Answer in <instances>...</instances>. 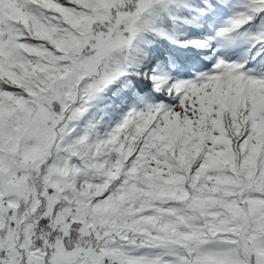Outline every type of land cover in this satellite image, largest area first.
Returning <instances> with one entry per match:
<instances>
[{"label":"snow or ice","instance_id":"snow-or-ice-1","mask_svg":"<svg viewBox=\"0 0 264 264\" xmlns=\"http://www.w3.org/2000/svg\"><path fill=\"white\" fill-rule=\"evenodd\" d=\"M0 264H264V0H0Z\"/></svg>","mask_w":264,"mask_h":264}]
</instances>
